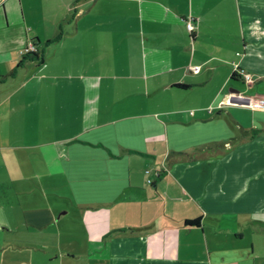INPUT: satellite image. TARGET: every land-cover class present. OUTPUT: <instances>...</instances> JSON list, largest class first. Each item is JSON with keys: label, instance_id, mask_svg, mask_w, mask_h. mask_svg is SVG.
Here are the masks:
<instances>
[{"label": "crops", "instance_id": "1", "mask_svg": "<svg viewBox=\"0 0 264 264\" xmlns=\"http://www.w3.org/2000/svg\"><path fill=\"white\" fill-rule=\"evenodd\" d=\"M28 39L39 58L16 65ZM187 107L238 139L156 167ZM15 151L54 174L51 191L34 179L40 203L0 191V264H264V0H0V153Z\"/></svg>", "mask_w": 264, "mask_h": 264}, {"label": "rangeland", "instance_id": "2", "mask_svg": "<svg viewBox=\"0 0 264 264\" xmlns=\"http://www.w3.org/2000/svg\"><path fill=\"white\" fill-rule=\"evenodd\" d=\"M233 86H236L239 90H243L244 94L249 93V90L247 89V86L249 85H247V83L245 82L243 83L240 80H237V82H233ZM195 91H197V89L190 90L191 96L194 95ZM208 109H210V107ZM226 109L228 111H232L233 114L243 118L244 122H247V118L249 115L247 109H236L231 107H227ZM185 111L187 112L184 114L185 119L190 118L188 120L190 122H187L185 125L188 127L182 130H175L173 132H169L170 149L167 154L165 153L163 155L162 159H158L155 162L156 167L162 165V163L163 165H166L167 163L176 160H185L190 155L194 156L203 153L207 156H210L212 155L210 154V152H214L213 150L215 149L216 145H221L223 149L224 147L230 146L238 139L237 137H228L224 134L225 131L223 122H212L213 126L216 125L215 127H213V129H210V126H208V128H203L202 126L194 127L191 123L193 119H195V117L191 115L194 112L196 113V109L194 107H187ZM210 111L211 112H209L208 114L212 116L214 115V112L216 110L211 108ZM222 115L225 116V113H222ZM175 125L182 126L178 123H175ZM238 133L240 134V131ZM51 168V161L43 163L39 161V158L34 159L30 157L22 159L20 154H18V152L16 151L15 153H0V191H2V189L11 180H13L16 184L21 183L26 186L30 185L31 189L27 192L31 194H29V200H31L32 203H40L41 200H43V197L41 194V189L35 186L34 179H38V177L40 178L41 176L42 180H44V187L46 189H50L46 191H51L52 185L49 182H46V180H50V178L54 174L52 173ZM136 171H140L143 174L144 179L145 177L148 178L146 179L147 182L150 181V178L154 179V181H158L157 188L159 191L164 193L169 206H173L175 209H177L180 205H186L188 203L189 205L187 206L190 210H197V207H195L193 200L191 199V202L188 200V197L185 192L179 189V185H177L175 180L172 179L169 175L163 174L160 175L159 178H156L154 171L151 170V168H149V166L145 164L137 166ZM147 182H145L146 186L149 184ZM16 196L21 198V196L23 195L12 196V202L18 204L17 202H19V200ZM49 196L50 199H54L52 198L51 193H49ZM36 198L41 199L36 200ZM55 199L61 200L59 198ZM69 208H71V206H69Z\"/></svg>", "mask_w": 264, "mask_h": 264}, {"label": "built area", "instance_id": "3", "mask_svg": "<svg viewBox=\"0 0 264 264\" xmlns=\"http://www.w3.org/2000/svg\"><path fill=\"white\" fill-rule=\"evenodd\" d=\"M184 24L186 26L187 29H190V27L192 26V20H191V16H188L186 18V20L184 21ZM32 50H38L36 44L33 42L32 39H28L24 45V47L22 48V51H32ZM190 69L192 71H196L198 69V64H193ZM237 71L240 73L241 77L243 80L245 81H249L250 79V74L246 71H244L241 67L237 68ZM231 96H234L236 98H245V99H249L247 97H244L242 95H240L239 93H233L231 94Z\"/></svg>", "mask_w": 264, "mask_h": 264}, {"label": "trees", "instance_id": "4", "mask_svg": "<svg viewBox=\"0 0 264 264\" xmlns=\"http://www.w3.org/2000/svg\"><path fill=\"white\" fill-rule=\"evenodd\" d=\"M57 36L58 35H56L55 37H57ZM32 40L36 44L37 40H35V39H32ZM35 58L36 59L39 58V50L22 51L21 52V57L19 58V60H18L16 65H20L26 59H35ZM230 76L231 77L236 76V72L232 71ZM176 84L179 85V86H181V85L184 86V83H182V82H177ZM183 222L186 223V224H196L198 221H197L196 217H192V218H184Z\"/></svg>", "mask_w": 264, "mask_h": 264}]
</instances>
